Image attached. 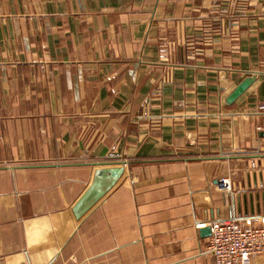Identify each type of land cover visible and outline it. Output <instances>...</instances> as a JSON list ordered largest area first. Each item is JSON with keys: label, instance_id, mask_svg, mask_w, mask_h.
I'll return each instance as SVG.
<instances>
[{"label": "crops", "instance_id": "obj_1", "mask_svg": "<svg viewBox=\"0 0 264 264\" xmlns=\"http://www.w3.org/2000/svg\"><path fill=\"white\" fill-rule=\"evenodd\" d=\"M262 104L264 0H0V264H215L203 224L264 215Z\"/></svg>", "mask_w": 264, "mask_h": 264}, {"label": "built area", "instance_id": "obj_2", "mask_svg": "<svg viewBox=\"0 0 264 264\" xmlns=\"http://www.w3.org/2000/svg\"><path fill=\"white\" fill-rule=\"evenodd\" d=\"M264 113V104L260 105ZM222 190L231 192L229 179H221ZM211 228L207 251L215 264H249L264 254V215H232L205 223Z\"/></svg>", "mask_w": 264, "mask_h": 264}, {"label": "water", "instance_id": "obj_3", "mask_svg": "<svg viewBox=\"0 0 264 264\" xmlns=\"http://www.w3.org/2000/svg\"><path fill=\"white\" fill-rule=\"evenodd\" d=\"M250 83V79L243 81L231 94L230 100H236L249 87ZM124 172V166L98 168L95 172L92 183L73 207V212L76 218L81 219L109 191H111L118 184ZM203 232L206 236H210L211 228L207 227Z\"/></svg>", "mask_w": 264, "mask_h": 264}]
</instances>
